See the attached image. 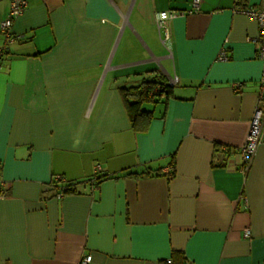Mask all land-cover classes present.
<instances>
[{
    "label": "crops",
    "instance_id": "obj_1",
    "mask_svg": "<svg viewBox=\"0 0 264 264\" xmlns=\"http://www.w3.org/2000/svg\"><path fill=\"white\" fill-rule=\"evenodd\" d=\"M26 1L8 40L0 0V264H264V0ZM154 78L178 82L136 131L121 89Z\"/></svg>",
    "mask_w": 264,
    "mask_h": 264
},
{
    "label": "built area",
    "instance_id": "obj_2",
    "mask_svg": "<svg viewBox=\"0 0 264 264\" xmlns=\"http://www.w3.org/2000/svg\"><path fill=\"white\" fill-rule=\"evenodd\" d=\"M201 0H193V9L198 11L200 8ZM26 0H11L10 13L7 19H5L1 24V31L6 35L8 40L13 39L11 34V27L13 20L19 16L26 8ZM248 17L255 19L258 22L260 28V36L258 38L259 49L258 55L260 59L264 62V11L257 10L255 8H248L241 10ZM174 18V13L161 12L156 15L157 28L161 37L163 44H166L170 38V31L168 27V21ZM4 49H0V56H2ZM219 60L227 61L228 55L225 51H222L219 54ZM178 80L175 78L171 80L170 85L174 86ZM239 85H236L235 88H238ZM263 127H264V73L263 79L261 82V94H260V103L255 111L254 117L251 121V126L249 134L245 144L241 148V156L244 162L248 165L251 161V158L254 156L257 151L258 146L260 145L263 139ZM62 177H55V182L61 181ZM64 195L62 193L58 194V198H62ZM249 233H247V236ZM91 261L90 256H86L82 259L81 264H89Z\"/></svg>",
    "mask_w": 264,
    "mask_h": 264
},
{
    "label": "trees",
    "instance_id": "obj_3",
    "mask_svg": "<svg viewBox=\"0 0 264 264\" xmlns=\"http://www.w3.org/2000/svg\"><path fill=\"white\" fill-rule=\"evenodd\" d=\"M245 0H237L238 6H243ZM121 95L125 100L127 112L132 124V127L136 131L145 130L149 122L153 119L154 113L152 111L144 109L145 104L157 105L161 102L166 103L170 97L173 96V86L167 83L163 78H154L152 80H146L141 85L130 88H122ZM151 175L147 173H127L125 177H144ZM61 181L56 182L57 186ZM74 184L63 185L60 187V193L63 195L73 194ZM185 255L181 252H174L171 264H184Z\"/></svg>",
    "mask_w": 264,
    "mask_h": 264
},
{
    "label": "rangeland",
    "instance_id": "obj_4",
    "mask_svg": "<svg viewBox=\"0 0 264 264\" xmlns=\"http://www.w3.org/2000/svg\"><path fill=\"white\" fill-rule=\"evenodd\" d=\"M149 105H150V106H153V104H146V105L144 106V109L147 108V107H150Z\"/></svg>",
    "mask_w": 264,
    "mask_h": 264
}]
</instances>
